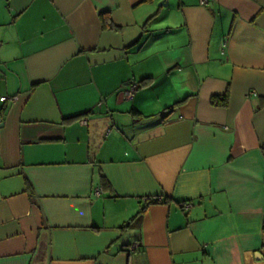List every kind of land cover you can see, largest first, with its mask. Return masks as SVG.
<instances>
[{
    "label": "crops",
    "instance_id": "1",
    "mask_svg": "<svg viewBox=\"0 0 264 264\" xmlns=\"http://www.w3.org/2000/svg\"><path fill=\"white\" fill-rule=\"evenodd\" d=\"M161 1L0 0V264H264V0Z\"/></svg>",
    "mask_w": 264,
    "mask_h": 264
},
{
    "label": "trees",
    "instance_id": "2",
    "mask_svg": "<svg viewBox=\"0 0 264 264\" xmlns=\"http://www.w3.org/2000/svg\"><path fill=\"white\" fill-rule=\"evenodd\" d=\"M155 16H157V13L155 15L151 16L147 20L146 25H144V31H147V26H148L149 22H151L155 18ZM100 17H101L102 24H103L104 28L116 29V30L120 29L119 26L114 25L112 23L111 19L108 17L107 14L101 13ZM149 79L150 78H148V77L142 78L141 80L138 81L137 87L140 88V87L147 86L148 83H149ZM211 102H212V104H214L216 106H226L227 103H228L227 94L222 95V96H220V95L213 96L212 99H211ZM170 108H172V107H170ZM130 112L134 116L135 119H139L140 117L144 116L140 111H138L134 107L131 109ZM163 118L165 119V117H163ZM102 183H103L104 187H107L109 185L104 175H102ZM26 185H27L26 189H27V191L30 192V195H34L33 188H32V185H31L29 180L26 181ZM169 202H170V198L166 197V196L165 197L164 196H155V197L148 196L145 199V205L140 209V211L138 212L136 218L137 217H141L143 215L145 209L147 208V206L150 205V204L169 203ZM184 203H187V202L186 201H182V202L179 203L181 208H182V205ZM136 218L133 217L131 220H129L128 222L123 224L120 228L122 230L129 229L134 224Z\"/></svg>",
    "mask_w": 264,
    "mask_h": 264
},
{
    "label": "built area",
    "instance_id": "3",
    "mask_svg": "<svg viewBox=\"0 0 264 264\" xmlns=\"http://www.w3.org/2000/svg\"><path fill=\"white\" fill-rule=\"evenodd\" d=\"M201 3H202V4H206V3H207V0H201ZM136 89H137V84H134V83H133L132 85H130V87L124 92L125 97H127V98H131V97L133 96V94L135 93ZM252 94L257 95V93H256L255 91L252 92ZM0 100H1V101H7L8 98H7V97H1ZM97 193H99V191H98ZM191 206H192V204H191L190 202H187V203H184V204L182 205V208H183V209H188V208H190Z\"/></svg>",
    "mask_w": 264,
    "mask_h": 264
},
{
    "label": "water",
    "instance_id": "4",
    "mask_svg": "<svg viewBox=\"0 0 264 264\" xmlns=\"http://www.w3.org/2000/svg\"><path fill=\"white\" fill-rule=\"evenodd\" d=\"M160 5H167V0H163L160 2Z\"/></svg>",
    "mask_w": 264,
    "mask_h": 264
}]
</instances>
